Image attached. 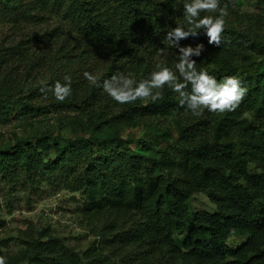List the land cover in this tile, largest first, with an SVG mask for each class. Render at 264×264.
Returning a JSON list of instances; mask_svg holds the SVG:
<instances>
[{
	"label": "trees",
	"instance_id": "trees-1",
	"mask_svg": "<svg viewBox=\"0 0 264 264\" xmlns=\"http://www.w3.org/2000/svg\"><path fill=\"white\" fill-rule=\"evenodd\" d=\"M225 5L228 15L219 44L209 43L202 30L179 43L193 49L203 44L199 55L190 57L197 69L218 82L237 76L247 92L232 112L205 110L193 116L167 88L155 103L129 104L117 103L102 88L113 74L131 73L139 81L157 64L174 69L179 49L164 40L175 21L183 22V0H0V25L8 33L0 41V124L8 122L15 105L34 115L70 107L81 118L65 124L93 132L92 139H69L50 130L34 142L17 137L0 147V174L12 184L39 175L60 177L86 197L88 224L106 236L111 250L106 253L97 245L77 250L42 229L25 241L30 255L0 246L7 264L25 258V264H118L115 251L131 245L154 253L177 249L179 235L182 250L195 264H264V143L235 140L264 128V44L257 33L254 38L245 31L252 29L230 22L229 14L238 12L236 0H220ZM206 14L218 15L201 13ZM249 18L256 20L257 30L264 29V15ZM85 72L96 75L101 86L91 84ZM65 75L71 77L72 95L60 102L47 86L66 83ZM171 115L179 128L172 156L133 150L118 134L123 122ZM67 116L56 114V121L64 124ZM104 127L112 131L107 137L100 135ZM93 139L116 149L96 155ZM248 162L262 171L252 170ZM193 192H205L215 211L196 209ZM236 234L247 238L229 245ZM0 243L8 244L6 239Z\"/></svg>",
	"mask_w": 264,
	"mask_h": 264
},
{
	"label": "rangeland",
	"instance_id": "rangeland-1",
	"mask_svg": "<svg viewBox=\"0 0 264 264\" xmlns=\"http://www.w3.org/2000/svg\"><path fill=\"white\" fill-rule=\"evenodd\" d=\"M236 5L238 12L229 14L230 22L238 27L252 29L245 31L254 38H257L254 35L257 33L260 37L257 40L264 44V29L257 30L255 19L249 21V15H264V0H236ZM5 31L0 25V41L3 37L7 38L8 33H4ZM10 112L8 122L0 124V147L13 143L17 137L34 142L36 137L46 130L62 134L69 139L79 136L92 139L93 132L90 127L65 124V121L71 119L75 121L80 117L79 110L70 107L59 112L47 111L34 115L23 111L21 105H15L13 108L10 107ZM56 114L68 115L69 118L61 124L56 121ZM245 116L254 119L249 112L245 113ZM174 119V115L140 117L132 122L120 124L118 134L133 150L146 151L157 158L172 156L179 133ZM255 121L257 126L262 123V120ZM262 130H257L253 135L235 137V140L240 144L264 143ZM111 133L110 128L104 127L100 135L107 137ZM92 143L95 154L99 156L116 149L111 142L100 143L93 139ZM248 165L252 170L262 171L255 162H248ZM67 185L60 177L49 178L47 175H39L34 181L12 184L0 174V240L6 239L8 243L6 246L0 243L1 249L10 252L26 250L30 255L32 250L25 243L29 240V235L33 233L35 239L38 231L48 229L77 250L97 245L109 253L111 250L106 248L104 241L106 236L95 232L94 223L88 224L86 197ZM192 196V203L196 209L215 211L216 204L205 192H193ZM181 238L182 235H179L177 249L165 248L154 253L146 247L131 245L122 253L115 251L113 259H116L118 264H195L182 250ZM246 238V235L236 234L229 238L228 243L237 246ZM28 260L25 258L19 264H25Z\"/></svg>",
	"mask_w": 264,
	"mask_h": 264
},
{
	"label": "clouds",
	"instance_id": "clouds-1",
	"mask_svg": "<svg viewBox=\"0 0 264 264\" xmlns=\"http://www.w3.org/2000/svg\"><path fill=\"white\" fill-rule=\"evenodd\" d=\"M227 15V5L221 7L220 0H183V22L175 21L177 26L167 31L164 40L166 45L179 49L174 69L157 64L156 70L139 81L131 73L113 74L103 81V91L119 104L137 100L155 103L163 98L164 89L167 88L178 95L181 107L187 104L186 112L190 110L193 116H200L205 110L217 114L236 110L247 92L239 77L228 76L218 82L207 71L198 70L196 61L190 58L194 52L199 55L203 44L193 49L179 43L181 39L199 35L202 30L208 36L209 43L219 44ZM84 77L91 84L101 86L93 73L85 72ZM63 80L66 83L57 80L54 85L47 86V91L60 102L72 95L71 77L65 75ZM41 91L47 95L45 89ZM0 264H7L6 257L0 256Z\"/></svg>",
	"mask_w": 264,
	"mask_h": 264
}]
</instances>
